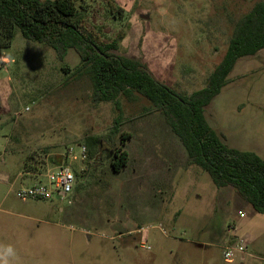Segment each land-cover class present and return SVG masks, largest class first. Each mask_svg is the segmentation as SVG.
<instances>
[{"label": "rangeland", "instance_id": "rangeland-1", "mask_svg": "<svg viewBox=\"0 0 264 264\" xmlns=\"http://www.w3.org/2000/svg\"><path fill=\"white\" fill-rule=\"evenodd\" d=\"M257 1L113 0L123 10L118 17L107 12L106 0H84L83 13L88 29L105 41L122 30L115 53L186 96L204 87L235 22ZM78 63L74 50L59 60L17 28L10 47L0 49V173H22L13 184L0 183L6 206L20 209L14 191L44 180L69 146L102 140V152L73 164L69 204L53 198L37 203L55 206L51 213L29 207L20 209L24 216L0 213V264L4 258L8 264H264V215L190 164L164 115L144 114L150 105L139 95L120 99L119 132L130 139L123 147L120 133L107 140L117 112L93 100L88 77L74 70ZM204 116L229 148L264 159V49L236 62ZM113 143L128 154L119 172L110 167ZM235 237L245 253L226 262L223 246ZM9 246L15 255L5 256Z\"/></svg>", "mask_w": 264, "mask_h": 264}, {"label": "trees", "instance_id": "trees-1", "mask_svg": "<svg viewBox=\"0 0 264 264\" xmlns=\"http://www.w3.org/2000/svg\"><path fill=\"white\" fill-rule=\"evenodd\" d=\"M76 1L81 2L79 7ZM106 5L108 13L122 17L123 10L113 0H106ZM85 7L84 0H0V49L10 47L17 28L23 38L52 48L59 60L74 50L79 57L74 70L78 76L88 77L93 100L112 103L117 112L107 140L112 142L120 133V99L131 101L139 95L150 105L144 114L158 111L164 115L190 164L207 172L217 188H233L255 213L264 215V159L253 152L229 148L204 116V107L228 83L236 62L264 49V0L257 1L235 22L225 53L204 87L186 96L155 80L139 61L116 54L124 32L119 30L113 39L103 40L88 29ZM119 137L123 147L131 135L120 133ZM101 141L86 138L88 160L102 152ZM109 155L113 172L127 166L128 154L121 147L113 143ZM23 169L29 171L27 163Z\"/></svg>", "mask_w": 264, "mask_h": 264}, {"label": "built area", "instance_id": "built-area-1", "mask_svg": "<svg viewBox=\"0 0 264 264\" xmlns=\"http://www.w3.org/2000/svg\"><path fill=\"white\" fill-rule=\"evenodd\" d=\"M64 162L49 170L45 175V181L22 185L14 191L18 200H40L48 201L57 198L60 201H67L68 195L73 189L75 174L73 164L82 163L87 160L88 152L84 144L69 146L64 154ZM243 216V213H239ZM244 242L237 238L231 245L223 246L222 256L224 261H232L238 254H244Z\"/></svg>", "mask_w": 264, "mask_h": 264}, {"label": "crops", "instance_id": "crops-1", "mask_svg": "<svg viewBox=\"0 0 264 264\" xmlns=\"http://www.w3.org/2000/svg\"><path fill=\"white\" fill-rule=\"evenodd\" d=\"M221 92V91H220ZM219 95V94H218ZM5 152H6V147L4 148ZM13 152H11V156L12 158L14 157V153L12 154ZM10 162V161H9ZM19 164V161L17 162V165ZM5 165H8V161L5 162ZM22 173L18 172L17 175H14V173H8V172H5V173H0V183H4V184H13V182H15L16 180V176H21ZM42 181H45V177H44V180ZM42 181H37V182H31L30 184H34V183H38V182H42ZM166 182V181H165ZM29 184V185H30ZM22 186V185H20ZM19 186V187H20ZM162 187V186H161ZM21 201V206L18 205V207L20 209L22 208H25V207H29V208H32V209H36L38 210L39 212L40 211H44V212H49L51 213L52 210H53V207L55 206H52V205H49V204H44V205H41V204H37V203H40L38 202V200H19ZM27 201H32V203L30 204H27ZM6 203L7 201L5 199H1L0 200V213H11V214H15V215H18V216H24L22 214V212L20 211V209H12L8 206H6ZM240 213V212H239ZM37 222L39 223H47L48 221L46 220H43L41 218H39V220L37 219ZM53 224V222H51ZM82 231V230H81ZM83 233L86 232L85 230L82 231ZM238 237H235V240L237 239ZM245 240H247V237L245 238ZM244 242V241H243ZM246 255L248 256V254L246 253Z\"/></svg>", "mask_w": 264, "mask_h": 264}, {"label": "clouds", "instance_id": "clouds-1", "mask_svg": "<svg viewBox=\"0 0 264 264\" xmlns=\"http://www.w3.org/2000/svg\"><path fill=\"white\" fill-rule=\"evenodd\" d=\"M5 256H11V255H15L14 250L12 249L11 246L7 247L5 250ZM3 264H8V261L6 258L3 259Z\"/></svg>", "mask_w": 264, "mask_h": 264}]
</instances>
